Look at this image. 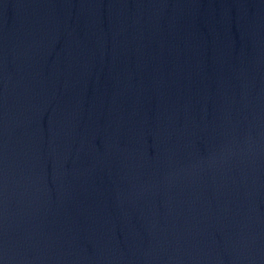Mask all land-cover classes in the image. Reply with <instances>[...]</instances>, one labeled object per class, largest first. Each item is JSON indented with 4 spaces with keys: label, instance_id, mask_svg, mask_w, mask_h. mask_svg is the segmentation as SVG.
<instances>
[{
    "label": "water",
    "instance_id": "1",
    "mask_svg": "<svg viewBox=\"0 0 264 264\" xmlns=\"http://www.w3.org/2000/svg\"><path fill=\"white\" fill-rule=\"evenodd\" d=\"M0 264H264V0H0Z\"/></svg>",
    "mask_w": 264,
    "mask_h": 264
}]
</instances>
